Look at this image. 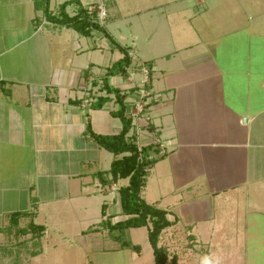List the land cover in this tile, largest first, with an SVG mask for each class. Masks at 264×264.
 Listing matches in <instances>:
<instances>
[{"label": "crops", "instance_id": "1", "mask_svg": "<svg viewBox=\"0 0 264 264\" xmlns=\"http://www.w3.org/2000/svg\"><path fill=\"white\" fill-rule=\"evenodd\" d=\"M43 1L0 0V264H141L142 249L123 248L102 226L130 218L119 196L129 180L112 183L108 174L124 155L91 135L123 128L106 78L129 112L144 103L129 137L159 159L141 197L168 213L159 241L167 264H264V48L252 51L264 34L253 38L259 33L247 26L243 36L235 0H165L158 8L169 13L171 38L163 49L173 51L141 57L136 36L121 46L150 69L142 99L139 70L107 76L124 54L103 33L49 22L36 10ZM101 3L106 21L129 6L51 0L50 12L65 5L73 17ZM32 223L45 229L40 239L20 233ZM246 237L255 238L248 261Z\"/></svg>", "mask_w": 264, "mask_h": 264}, {"label": "trees", "instance_id": "2", "mask_svg": "<svg viewBox=\"0 0 264 264\" xmlns=\"http://www.w3.org/2000/svg\"><path fill=\"white\" fill-rule=\"evenodd\" d=\"M50 1L44 0L42 3L36 2V10L42 11L44 18L49 22L60 26L75 30L83 36H89L92 31H98L105 35L113 45L118 48L123 54L124 58L114 64L107 73V76H123L128 75L127 69L131 65V59L125 49H123L110 35L96 22V14H89L87 8H80L77 14L70 17L64 10H60L57 15L50 12ZM103 89L108 94L114 95L115 104L118 110L113 115L119 118L122 122V131L116 136H95L91 133L96 143L106 151L115 156L124 155L121 159L115 160L108 173L111 175L112 183L119 180H129L127 187L119 190L120 202L122 211L125 216L130 217L124 222L112 225L111 222H103L102 226L108 230L110 235H114V239L121 244L123 248L129 249L133 252L140 253L141 247L134 246L131 242L126 240L125 231L130 229H148V241L153 250L154 264H167L169 261V252L164 247L159 246V241L162 233L168 229L171 224L167 218L168 213L165 210L159 209L156 206L149 205L142 197V191L147 184V178L150 169L159 161V159H151L152 153H155L154 147L139 149L134 138L129 137L133 128V121L129 114V109L125 104V96L120 91L111 88L108 84L107 78L104 80ZM4 93H9L3 88ZM110 101V99H99L94 105V108L100 109L103 105ZM162 159V158H160ZM22 214H16L11 220H16ZM37 230V232H36ZM43 227H38L34 223L30 224L28 230H22L20 233L27 235L33 233L34 238L40 239L44 233ZM171 264H178L177 258L173 257Z\"/></svg>", "mask_w": 264, "mask_h": 264}, {"label": "rangeland", "instance_id": "3", "mask_svg": "<svg viewBox=\"0 0 264 264\" xmlns=\"http://www.w3.org/2000/svg\"><path fill=\"white\" fill-rule=\"evenodd\" d=\"M116 1L117 6L120 7L119 2L128 3V7H121L123 10L115 19L109 18L106 21L107 32L120 46H132V36H136V45L139 55L145 53L156 54L159 51L173 50L168 46L167 50L163 49L167 46V38L169 35V17L168 12L158 8L159 5L164 3L165 0H113ZM229 1V0H228ZM222 6L224 5L221 3ZM226 4V2H225ZM234 4V3H232ZM194 5V4H193ZM208 5V4H207ZM235 9L241 13L240 21L243 24V36L246 34L247 26L252 28L253 31L259 33L253 38H258L264 34V0H235ZM231 8V4L229 5ZM208 7V6H202ZM201 7V8H202ZM249 14L247 15V13ZM238 20V19H237ZM255 24V25H254ZM262 24V25H261ZM245 25V26H244ZM259 25V26H257ZM159 29L158 33L153 34L154 31ZM261 29V31H260ZM262 33V34H261ZM262 41V40H261ZM260 41V44H261ZM264 45L254 47L253 52H260ZM126 240L141 247L143 256L141 264H151L153 262V255L151 253V246L147 240L146 229L132 230L129 235L125 237ZM242 246V257L248 261L249 257V244L255 240L248 237L244 238ZM166 245L168 243H165ZM125 252V251H124ZM130 253V251L128 250ZM128 253V254H129ZM119 262V258L115 259Z\"/></svg>", "mask_w": 264, "mask_h": 264}, {"label": "built area", "instance_id": "4", "mask_svg": "<svg viewBox=\"0 0 264 264\" xmlns=\"http://www.w3.org/2000/svg\"><path fill=\"white\" fill-rule=\"evenodd\" d=\"M87 11L89 14H96V22L103 26L107 17H108V11L105 7V4L104 3H101L99 4L98 6H89L87 7ZM130 59H131V65L129 66V68L127 69V73L131 74V76H133L134 74V71L135 70H139L143 76H144V80L142 82L143 84V87L140 91V95H141V98H146L147 97V93L145 91V86L148 84V77H149V74H150V69L147 65L145 64H140L138 65L137 62H138V59L133 55V54H128ZM87 103H94V100L91 98L89 100H87ZM136 109L138 110L137 113L136 112H133V111H130L129 114L132 118V121H136L138 120V117L140 114L143 113V108H144V103L142 101H140L139 103H137L135 105Z\"/></svg>", "mask_w": 264, "mask_h": 264}]
</instances>
